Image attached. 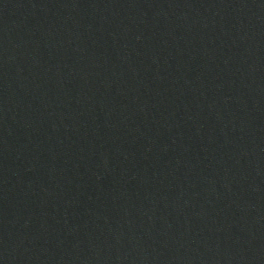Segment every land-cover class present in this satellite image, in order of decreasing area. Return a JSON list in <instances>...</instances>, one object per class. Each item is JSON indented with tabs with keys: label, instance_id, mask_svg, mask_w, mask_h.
Segmentation results:
<instances>
[{
	"label": "water",
	"instance_id": "95a60500",
	"mask_svg": "<svg viewBox=\"0 0 264 264\" xmlns=\"http://www.w3.org/2000/svg\"><path fill=\"white\" fill-rule=\"evenodd\" d=\"M0 264H264V0H0Z\"/></svg>",
	"mask_w": 264,
	"mask_h": 264
}]
</instances>
